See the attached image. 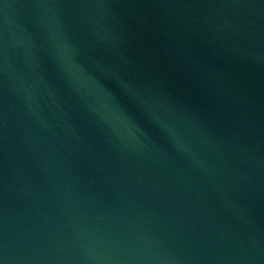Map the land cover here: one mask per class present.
Wrapping results in <instances>:
<instances>
[{
  "label": "water",
  "instance_id": "1",
  "mask_svg": "<svg viewBox=\"0 0 264 264\" xmlns=\"http://www.w3.org/2000/svg\"><path fill=\"white\" fill-rule=\"evenodd\" d=\"M0 264H264V0H0Z\"/></svg>",
  "mask_w": 264,
  "mask_h": 264
}]
</instances>
